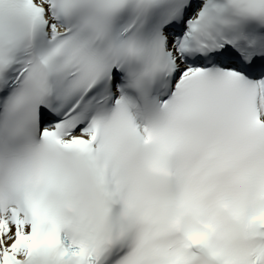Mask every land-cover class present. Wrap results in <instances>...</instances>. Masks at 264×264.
<instances>
[{"label":"snow or ice","instance_id":"6c2138e0","mask_svg":"<svg viewBox=\"0 0 264 264\" xmlns=\"http://www.w3.org/2000/svg\"><path fill=\"white\" fill-rule=\"evenodd\" d=\"M0 264H264V0H0Z\"/></svg>","mask_w":264,"mask_h":264},{"label":"clouds","instance_id":"9594fccd","mask_svg":"<svg viewBox=\"0 0 264 264\" xmlns=\"http://www.w3.org/2000/svg\"><path fill=\"white\" fill-rule=\"evenodd\" d=\"M153 170L155 171L157 169L154 167ZM172 224H173V226H177L179 224V221L178 220L177 221H173Z\"/></svg>","mask_w":264,"mask_h":264}]
</instances>
